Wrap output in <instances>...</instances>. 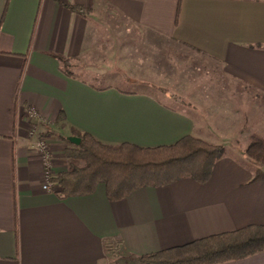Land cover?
I'll list each match as a JSON object with an SVG mask.
<instances>
[{
	"label": "crops",
	"instance_id": "0c3cea01",
	"mask_svg": "<svg viewBox=\"0 0 264 264\" xmlns=\"http://www.w3.org/2000/svg\"><path fill=\"white\" fill-rule=\"evenodd\" d=\"M29 107L56 174L85 133L144 148L192 136L225 152L205 183L64 197L43 188ZM254 134L264 139V0H0V264H145L264 225V166L244 153ZM218 264H264V250Z\"/></svg>",
	"mask_w": 264,
	"mask_h": 264
},
{
	"label": "trees",
	"instance_id": "16d2710c",
	"mask_svg": "<svg viewBox=\"0 0 264 264\" xmlns=\"http://www.w3.org/2000/svg\"><path fill=\"white\" fill-rule=\"evenodd\" d=\"M67 6L84 12L80 6ZM61 61L65 68L69 67L67 60ZM78 137L80 143L68 147L66 155L83 161L84 165H71L67 171L52 178L64 197L91 194L99 183L105 184L111 201L122 200L141 187L168 186L184 178L205 183L225 152L223 145L192 136L172 145L152 148L125 143L107 145L86 133L78 134ZM244 153L253 162L264 166V139L252 135ZM262 250L264 225H251L144 255L138 261L145 264H218Z\"/></svg>",
	"mask_w": 264,
	"mask_h": 264
},
{
	"label": "built area",
	"instance_id": "2783aa9c",
	"mask_svg": "<svg viewBox=\"0 0 264 264\" xmlns=\"http://www.w3.org/2000/svg\"><path fill=\"white\" fill-rule=\"evenodd\" d=\"M27 117L31 123V128L29 130L30 136H36V150L38 155L42 159L44 167V184L43 188L45 190H51L56 185L52 181V178L56 176V171L53 165V153L46 140L37 136V125L42 121L41 114L37 111L35 107H29L27 109Z\"/></svg>",
	"mask_w": 264,
	"mask_h": 264
},
{
	"label": "rangeland",
	"instance_id": "374dc122",
	"mask_svg": "<svg viewBox=\"0 0 264 264\" xmlns=\"http://www.w3.org/2000/svg\"><path fill=\"white\" fill-rule=\"evenodd\" d=\"M37 134H38V132H37ZM40 138H43V137L41 136ZM47 143H48V142H47ZM49 146H50V148H51V150H52L51 145H49ZM52 153H53V155H54L53 150H52ZM64 153H65V156H67V155H66V150H65ZM67 158L70 159L71 161L69 160V162H68V160H67V162H66V163H67V166H66L67 169H66V171L68 170V168H69L71 165H78V166H82V165H84L83 161H81V160L73 159V158H70V157H68V156H67ZM53 165L55 166V162H54V161H53ZM110 263L115 264L114 262H110Z\"/></svg>",
	"mask_w": 264,
	"mask_h": 264
},
{
	"label": "water",
	"instance_id": "95a60500",
	"mask_svg": "<svg viewBox=\"0 0 264 264\" xmlns=\"http://www.w3.org/2000/svg\"><path fill=\"white\" fill-rule=\"evenodd\" d=\"M70 141L76 145L80 143V138L79 137H71Z\"/></svg>",
	"mask_w": 264,
	"mask_h": 264
}]
</instances>
